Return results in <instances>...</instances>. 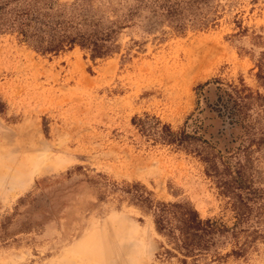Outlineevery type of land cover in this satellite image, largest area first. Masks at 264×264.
<instances>
[{"label":"rangeland","instance_id":"rangeland-1","mask_svg":"<svg viewBox=\"0 0 264 264\" xmlns=\"http://www.w3.org/2000/svg\"><path fill=\"white\" fill-rule=\"evenodd\" d=\"M8 1L0 264H182L156 201L233 227L211 264H264V0Z\"/></svg>","mask_w":264,"mask_h":264},{"label":"trees","instance_id":"trees-1","mask_svg":"<svg viewBox=\"0 0 264 264\" xmlns=\"http://www.w3.org/2000/svg\"><path fill=\"white\" fill-rule=\"evenodd\" d=\"M0 8L7 4L8 0H0ZM62 35V34H61ZM34 46L43 50H57L63 41L79 46L89 47L91 55L104 54L109 50L108 45L100 43V38L94 34L75 32L72 36L62 35L54 38L52 34L45 37L38 32L33 36ZM161 137L166 141L181 143V133H174L170 130L162 132ZM135 196V195H134ZM136 198L142 203L149 202L146 196L137 194ZM153 224L155 230L160 233L167 246L162 252L165 256L177 255L182 264H211L218 260L216 248L223 244L230 237L233 238V227L225 226L220 220L212 217H200L197 211L189 204L180 201H156L153 204ZM232 249V253H238Z\"/></svg>","mask_w":264,"mask_h":264}]
</instances>
